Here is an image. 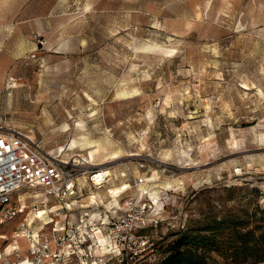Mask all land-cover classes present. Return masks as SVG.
Here are the masks:
<instances>
[{
	"label": "rangeland",
	"instance_id": "1",
	"mask_svg": "<svg viewBox=\"0 0 264 264\" xmlns=\"http://www.w3.org/2000/svg\"><path fill=\"white\" fill-rule=\"evenodd\" d=\"M9 128L57 160L93 152L91 163L103 165L76 164L108 180L100 189L87 182L70 209L53 200L46 209L40 192L20 193L25 209L0 223V237L10 239H0V254L10 261L34 260L21 232L42 208L55 223L35 228L39 239L57 224L110 215L115 201L123 213L125 202L149 203L161 220L138 232L155 251H128L122 262L116 250L102 256L93 247L66 264H85L90 254L98 264H158L183 233L259 214L264 0H0V129ZM15 240L21 249L9 253Z\"/></svg>",
	"mask_w": 264,
	"mask_h": 264
},
{
	"label": "built area",
	"instance_id": "2",
	"mask_svg": "<svg viewBox=\"0 0 264 264\" xmlns=\"http://www.w3.org/2000/svg\"><path fill=\"white\" fill-rule=\"evenodd\" d=\"M144 168L145 165L140 164V170ZM99 173L100 170L87 171L76 162L57 160L19 130L0 129V223L12 221L25 209L19 194L28 190L40 192L44 196V207L50 200L57 201L68 209L75 207V203L87 190V182L93 186ZM146 182V178H136L137 185ZM16 197L19 204L14 205ZM124 204V213L117 209L108 210L110 215H103L106 221H99L97 225L100 232L111 241V251L114 253L116 250L122 262L128 251L135 257L143 255L148 249L155 251L154 241L139 236L138 232L147 227H156L161 222L158 214L152 212L154 208L149 203L136 205L128 201ZM89 218L91 216L81 217L78 225L67 222L58 227L57 224L52 228L51 236H43L41 239L39 235L35 237V233H30L28 240L34 260L10 261L11 256L4 252L0 254V264H66L75 258L82 260L88 255L84 254L85 251L90 253L89 249L94 245L90 234L86 232ZM24 231L23 228L22 237L26 235ZM153 253L155 256L157 252ZM96 257L90 254V260H86L85 264L103 261H97Z\"/></svg>",
	"mask_w": 264,
	"mask_h": 264
},
{
	"label": "trees",
	"instance_id": "3",
	"mask_svg": "<svg viewBox=\"0 0 264 264\" xmlns=\"http://www.w3.org/2000/svg\"><path fill=\"white\" fill-rule=\"evenodd\" d=\"M245 220L224 217L197 233H183L170 246V252L158 264L264 263V209Z\"/></svg>",
	"mask_w": 264,
	"mask_h": 264
},
{
	"label": "bare ground",
	"instance_id": "4",
	"mask_svg": "<svg viewBox=\"0 0 264 264\" xmlns=\"http://www.w3.org/2000/svg\"><path fill=\"white\" fill-rule=\"evenodd\" d=\"M9 89H16V85L11 82L10 85H9ZM81 138L83 139V141H87L86 140L87 138H85V137H81ZM76 143L77 142H75V144ZM103 146H105V145H103ZM103 146L102 147L100 146V148H103L104 150H106V148H104ZM117 154H118V152H113L112 153V157L116 156ZM77 158L80 159V160H75V162H78L80 165H84V164L91 165V166H101V165H103V164L93 165L91 163V161L94 158V153L93 152H90L89 153V157H87V158H84L82 156H77ZM104 164H107V162L104 163ZM103 171H105V170H103ZM101 172L95 178V183H94L95 186L93 185L95 188L98 187L99 189L103 188V187L107 188V183H108V180L106 178L105 172H102V173ZM85 178H86V176H85ZM126 189H127L126 185H121V186L115 187V188H113L111 190V196L118 197V195L121 194L122 192H124ZM97 195H98L97 193H94L95 197H97ZM38 196H40V195L38 194L36 197H38ZM158 203L159 202L156 201V204H158ZM47 208H48V206L46 207V209ZM108 208H109V210L112 211V210H115V209H120L121 205H120V203L118 201H115V204H110ZM46 209L42 208V209H39L37 211H33V212L30 213L26 225L24 224L27 227L25 229V233H27L28 230L33 229L34 230L33 232L35 233L34 236L38 237V234H37L38 232L36 230L38 227H40L43 224L49 225V224L55 223V221L51 220L52 217H48L47 216L48 212H47ZM102 220L106 221V218H103V216H100L99 214H92L91 218L88 220L89 223L86 225V229H88L89 226H91L93 228V229L91 228L89 231H91V234H92V235H90L91 236L90 238L92 239V242L94 243V245H92L93 247H95L94 249H98V252L100 254H102V256L111 255V254H113V252L111 250L109 252V249H111L112 243L109 240V238L106 237V235H104L103 233L100 232V230H101L100 227H97V225H98L97 222L102 221ZM37 221L41 222V224H39V226L35 227L37 225ZM28 234L29 233H27L23 237L20 236L21 237L20 240L27 241L28 242V247H30L31 245L29 244V240H28L29 236H28ZM15 237H19V236L16 234ZM15 237H13V238H15ZM0 239L10 240L9 237H7V235H4V234L2 235V237H0ZM20 240H15L14 241L15 243H13L10 246V252L9 253H11L13 250H16V249L20 250L21 249ZM7 256H10V255L7 254ZM94 264H96V263H94Z\"/></svg>",
	"mask_w": 264,
	"mask_h": 264
}]
</instances>
